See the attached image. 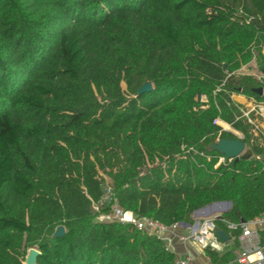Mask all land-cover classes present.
<instances>
[{
  "label": "trees",
  "instance_id": "1",
  "mask_svg": "<svg viewBox=\"0 0 264 264\" xmlns=\"http://www.w3.org/2000/svg\"><path fill=\"white\" fill-rule=\"evenodd\" d=\"M255 54L264 72V0H0V264L32 248L37 264H176L158 236L99 215L193 224L219 202L230 240L206 254L236 264L228 223L264 213V132L233 100L264 102L237 72ZM218 121L251 159L219 164L210 145L239 138Z\"/></svg>",
  "mask_w": 264,
  "mask_h": 264
},
{
  "label": "built area",
  "instance_id": "2",
  "mask_svg": "<svg viewBox=\"0 0 264 264\" xmlns=\"http://www.w3.org/2000/svg\"><path fill=\"white\" fill-rule=\"evenodd\" d=\"M262 78L264 79V77ZM263 79L259 77L261 83L264 82ZM245 99L247 103H250L249 108H246L242 103L236 102L235 96H233L235 103L240 105L241 118H245L254 127V133L258 136L262 130H260L257 122L259 120L264 121V102L257 101L256 99ZM232 133L243 140L244 136L241 133L235 130ZM224 161V158H222L219 164ZM110 193L111 189L108 188L104 199L105 203L111 201ZM103 205L104 202L101 203V206ZM93 208L95 211L100 212L99 205H94ZM210 209H215V207H205L200 210V214L198 211L195 212L192 217L193 224L177 223L172 226H166L154 219L138 218L132 212L125 211L117 203H114L111 207V212L100 214L98 221L103 223L119 222L121 224H134L139 231L156 235L164 240L167 248L174 252L178 246L194 243L198 244L204 251L212 250L222 253L226 248V244L220 241L216 233L214 220L217 217L211 218V213L213 214V212H210ZM216 209L226 210L223 205H219ZM222 215L223 213H220L219 216L221 217ZM228 226L231 230H240V235L233 238L239 244L233 252L234 262L236 264H264V246L261 238V233L264 231V213L251 221L241 222L240 224L228 223ZM206 259L207 264H213L210 256H207ZM176 264H194L193 256L191 254H177Z\"/></svg>",
  "mask_w": 264,
  "mask_h": 264
},
{
  "label": "water",
  "instance_id": "3",
  "mask_svg": "<svg viewBox=\"0 0 264 264\" xmlns=\"http://www.w3.org/2000/svg\"><path fill=\"white\" fill-rule=\"evenodd\" d=\"M153 90V85L152 83L148 82L146 83L139 91H138V96L151 92ZM256 93L259 95L263 94V88H259L256 90ZM209 150L212 152H217L220 155L223 156L225 161H232L235 160L238 162L240 159H251L253 156V153L250 149L247 148L246 143L241 140V139H218L214 143H212L209 147ZM219 205H223L224 207L231 208L232 203L231 202H219V203H214L210 205L211 207L218 208ZM207 206V207H210ZM199 214L201 213L200 210L198 211ZM244 222V221H243ZM217 235L221 238V240L224 243L229 242V237L228 235L220 231L219 229H216ZM66 234V230L64 226H60L57 228L56 232L53 235V238H61L64 237ZM41 255V252L36 249L32 248L29 250L28 255L26 257V262L25 264H37L38 257Z\"/></svg>",
  "mask_w": 264,
  "mask_h": 264
},
{
  "label": "rangeland",
  "instance_id": "4",
  "mask_svg": "<svg viewBox=\"0 0 264 264\" xmlns=\"http://www.w3.org/2000/svg\"><path fill=\"white\" fill-rule=\"evenodd\" d=\"M262 66H263V61L258 58L257 54H255L253 60L249 64H242V66L238 69L237 72L240 75H243V76H246V75L254 76V77H256L259 80V77H260V79H263L262 77H264V72H261V67ZM263 84H264V82H263ZM122 87H123L124 90L127 89V86L124 83L122 84ZM235 101L238 102V103H242V104L245 105L246 108H249L250 103H247L246 99L243 96H235ZM218 123L223 127V129L225 131H228V132L232 133V131L234 130L229 125L223 123L222 121H218ZM257 125L259 126L260 130H262L264 132V121L259 120L257 122ZM227 126L230 128V130L226 129ZM210 212H213V214L211 213V215H212L211 218H213V219L215 218L217 213H219V215H220V213L224 214V211H222V209L218 210L216 208L215 209H210ZM230 245H232V243H230ZM226 249H227V247H226Z\"/></svg>",
  "mask_w": 264,
  "mask_h": 264
},
{
  "label": "crops",
  "instance_id": "5",
  "mask_svg": "<svg viewBox=\"0 0 264 264\" xmlns=\"http://www.w3.org/2000/svg\"><path fill=\"white\" fill-rule=\"evenodd\" d=\"M224 208L226 209V210H224L225 213H226V212H229L232 207L228 208V207L225 206ZM215 217L219 218L220 216L218 214ZM234 251H235V249H234ZM175 253L178 254V255L191 254L193 256V259H194V264H207L206 251L202 250V248L198 244L188 243L185 246H178V247H176Z\"/></svg>",
  "mask_w": 264,
  "mask_h": 264
},
{
  "label": "bare ground",
  "instance_id": "6",
  "mask_svg": "<svg viewBox=\"0 0 264 264\" xmlns=\"http://www.w3.org/2000/svg\"><path fill=\"white\" fill-rule=\"evenodd\" d=\"M227 130H230V128L227 126V128H226Z\"/></svg>",
  "mask_w": 264,
  "mask_h": 264
}]
</instances>
